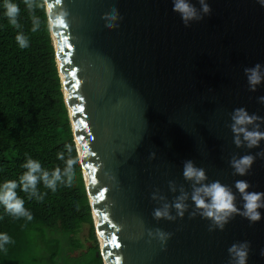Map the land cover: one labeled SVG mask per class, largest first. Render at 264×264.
Returning <instances> with one entry per match:
<instances>
[{
    "label": "water",
    "instance_id": "1",
    "mask_svg": "<svg viewBox=\"0 0 264 264\" xmlns=\"http://www.w3.org/2000/svg\"><path fill=\"white\" fill-rule=\"evenodd\" d=\"M206 2L211 13L188 27L171 0H61L54 11H67L66 26L47 18L102 264H229L228 248L243 241L247 264H264V209L258 222L236 215L213 231L210 221L189 217L191 200L182 218L153 216L191 191L185 160L205 170L206 182L236 193L242 179L249 191L264 192V157L246 176L229 163L264 150V141L237 148L229 127L236 108L264 118V83L249 91L244 75L264 66V7L260 0ZM113 7L118 26L109 29L102 16ZM156 229L171 235L162 243Z\"/></svg>",
    "mask_w": 264,
    "mask_h": 264
},
{
    "label": "trees",
    "instance_id": "2",
    "mask_svg": "<svg viewBox=\"0 0 264 264\" xmlns=\"http://www.w3.org/2000/svg\"><path fill=\"white\" fill-rule=\"evenodd\" d=\"M4 2L0 0V183L18 181L28 158L49 171L64 168L58 153L77 159L45 9L35 10L41 25L33 33L23 0H12L20 7L21 29L8 23ZM19 31L29 39L25 49L15 41ZM38 190L45 194L42 201L17 189L33 215L30 222L14 219L0 206V233L14 241L7 253L0 252V264H102L79 163L71 187L59 185L52 192L40 183Z\"/></svg>",
    "mask_w": 264,
    "mask_h": 264
},
{
    "label": "clouds",
    "instance_id": "3",
    "mask_svg": "<svg viewBox=\"0 0 264 264\" xmlns=\"http://www.w3.org/2000/svg\"><path fill=\"white\" fill-rule=\"evenodd\" d=\"M28 12L31 16V31L37 32L40 28L41 21L35 14V10L43 8L46 10L47 18L52 27L62 28L66 26L67 11H54V8L61 3L56 0V4L52 0H23ZM173 5L172 11L180 16L185 27L190 26L194 21H200L204 16L211 13V8L206 0H196L200 5L196 7L193 0H171ZM261 7H264V0H260ZM4 15L8 23L16 29H21L22 25L18 22L20 15V7L13 3L12 0H5ZM119 13L117 8L113 7L110 13H105L102 19L105 20L106 27L111 29L118 25L114 23L118 19ZM15 41L21 49L29 46L28 37L19 31L15 36ZM244 75L247 80L249 91L255 92L257 87L264 83V66L257 63L252 67L244 68ZM261 103H264V96L259 97ZM231 124L229 125L233 134V143L237 148L246 147L248 149L257 148L261 141H264V131H260V124L264 123V118L256 114H249L243 107L236 108L230 114ZM71 152V149H69ZM88 149H82V154H87ZM155 154L152 153L151 156ZM264 157V150L257 152L256 155L246 154L240 157L232 156L229 161L233 174L238 176H246L249 173L256 157ZM57 159L65 161L63 169L57 166L49 171L41 166V163L32 158H28L22 165L26 171L19 176L17 180H5L0 183V206L4 212L14 219L24 218L26 221H32V213L25 208L24 199L17 194V189L27 194L29 199L34 198L42 201L44 193L38 190V184L42 183L44 188L56 192L59 185L71 187L75 178V165L78 162L76 158L69 157L65 159L64 153H58ZM182 176L185 181L189 182L191 191H182L171 203H164L162 207L154 209L153 216L155 219L175 220L177 217H183L189 209L187 203L191 200L194 205L189 217L199 215L201 218L210 221L209 231L215 229L223 230L225 224L234 216L239 215L246 218L250 223L261 220V211L264 209V192L249 191L252 187L246 180L235 181L234 187L236 193L239 194L240 200L243 202L241 207L237 206V194L232 191L228 185L222 184L219 180L206 182L208 177L205 170L195 166L192 160L183 162ZM169 185H174L170 181ZM175 189H173L174 191ZM156 193H153L152 199H156ZM161 199H164L161 197ZM175 210L176 215L171 214ZM152 234L151 231L149 233ZM156 236L163 243L170 233H166L160 229L155 230ZM14 243L7 233H0V252L7 253V245ZM250 245L249 242L243 241L233 243L228 248L229 264H247ZM264 255V252H262Z\"/></svg>",
    "mask_w": 264,
    "mask_h": 264
},
{
    "label": "rangeland",
    "instance_id": "4",
    "mask_svg": "<svg viewBox=\"0 0 264 264\" xmlns=\"http://www.w3.org/2000/svg\"><path fill=\"white\" fill-rule=\"evenodd\" d=\"M85 230H86V227L84 226V227L82 228V231L80 232V235H81V236L84 235Z\"/></svg>",
    "mask_w": 264,
    "mask_h": 264
}]
</instances>
